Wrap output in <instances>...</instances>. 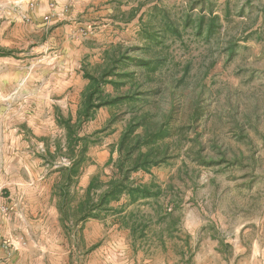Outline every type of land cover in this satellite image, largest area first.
<instances>
[{"label": "rangeland", "instance_id": "374dc122", "mask_svg": "<svg viewBox=\"0 0 264 264\" xmlns=\"http://www.w3.org/2000/svg\"><path fill=\"white\" fill-rule=\"evenodd\" d=\"M129 121L165 130L130 174L162 211L122 196L81 222L78 179L108 180ZM149 259L264 264V0H0V264Z\"/></svg>", "mask_w": 264, "mask_h": 264}, {"label": "trees", "instance_id": "16d2710c", "mask_svg": "<svg viewBox=\"0 0 264 264\" xmlns=\"http://www.w3.org/2000/svg\"><path fill=\"white\" fill-rule=\"evenodd\" d=\"M187 19L189 20L190 16H188ZM204 20L205 17L201 16L198 22L199 29L201 28ZM216 20L217 17L213 16V13L211 12L209 14V22L211 23V25H213ZM164 22L166 24L165 19L158 23V25H160L161 27V33H163L164 30L167 32V29H171L174 33L176 32V29L172 25L173 23H171V25L169 24L167 27V25H164ZM105 74L106 73H104V76L107 77V75ZM86 76V78L90 82L88 86L89 90L86 93L87 95L84 96V107L82 108V111L78 113V118L80 117L81 113L85 117H88L90 110L94 108L91 101L93 96L97 92L96 88H98L99 84V79H96L95 77L87 74ZM68 128L70 131L69 133L71 134L70 127ZM138 128H144V133H142L141 135H134ZM164 131L165 130H161L160 127L157 128L156 131H153L149 125L143 126L140 125L139 122L129 121L118 144V152L120 154L122 152H125L126 158L122 159L119 154V159H117L112 164L113 167L110 173L111 175L108 177L107 181L102 180L103 175L101 173L93 176L90 179L86 189L84 190L83 201H81L77 206L79 207L78 210L80 211L78 212L81 214L79 217V220L81 222L86 221L90 218H94V216L92 215L93 212L106 208L110 202L117 201L122 196H127L130 199L131 203L136 202L139 199H154L153 201L156 202V207L153 212L160 214V211H162V207L160 208V206L158 205V198L162 194L161 190L152 184L134 185L130 181V174L138 170H147L148 167L159 163V159L156 153L153 154L151 149L142 151V148L143 146L153 144V142L162 138V136H164ZM82 162L83 154L80 156V159L78 161L73 160L71 167L66 170V182L64 183V185H62L63 189L68 188V185L72 183L73 179L80 175L81 168L79 165ZM109 163L111 162H108L106 165H109ZM98 190L102 191L99 195H97L98 199L94 200V196H96V192ZM61 194L65 204L66 194L64 192ZM130 217H133V215L130 214Z\"/></svg>", "mask_w": 264, "mask_h": 264}, {"label": "crops", "instance_id": "0c3cea01", "mask_svg": "<svg viewBox=\"0 0 264 264\" xmlns=\"http://www.w3.org/2000/svg\"><path fill=\"white\" fill-rule=\"evenodd\" d=\"M107 153H100L99 155H97V158H98V161H104V160H106V156L108 157V155H106ZM94 160V159H93ZM96 161H94V163H95ZM96 164V163H95ZM97 165V164H96ZM90 168L89 167H86V168H84V171L82 172V174H81V176L79 177V179H78V189L79 188H81L82 190L83 189H85L86 188V186L88 185V183H89V178H90V175H91V173H90ZM52 213V212H51ZM55 213V212H54ZM56 214V213H55ZM57 215V214H56ZM206 243H207V240H206V242L204 243V245H206ZM150 251L151 252H153V251H156L155 249H150ZM150 258H152V257H150ZM146 262H147V264H152V260L151 259H149V260H146Z\"/></svg>", "mask_w": 264, "mask_h": 264}]
</instances>
